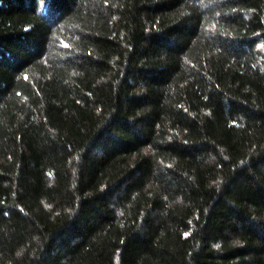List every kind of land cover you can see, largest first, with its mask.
Listing matches in <instances>:
<instances>
[{
	"label": "trees",
	"instance_id": "trees-1",
	"mask_svg": "<svg viewBox=\"0 0 264 264\" xmlns=\"http://www.w3.org/2000/svg\"><path fill=\"white\" fill-rule=\"evenodd\" d=\"M0 264H264V0H0Z\"/></svg>",
	"mask_w": 264,
	"mask_h": 264
}]
</instances>
